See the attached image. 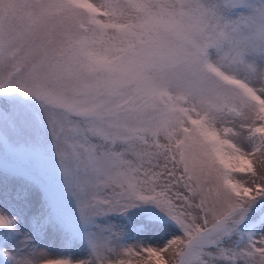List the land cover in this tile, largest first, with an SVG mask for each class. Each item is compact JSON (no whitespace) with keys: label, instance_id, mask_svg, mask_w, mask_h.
I'll return each instance as SVG.
<instances>
[{"label":"snow or ice","instance_id":"snow-or-ice-1","mask_svg":"<svg viewBox=\"0 0 264 264\" xmlns=\"http://www.w3.org/2000/svg\"><path fill=\"white\" fill-rule=\"evenodd\" d=\"M0 264H264V0H0Z\"/></svg>","mask_w":264,"mask_h":264}]
</instances>
